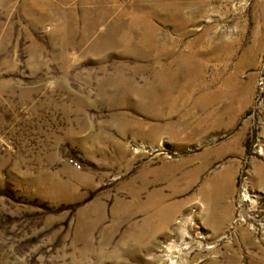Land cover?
I'll return each mask as SVG.
<instances>
[{
  "label": "rangeland",
  "instance_id": "rangeland-1",
  "mask_svg": "<svg viewBox=\"0 0 264 264\" xmlns=\"http://www.w3.org/2000/svg\"><path fill=\"white\" fill-rule=\"evenodd\" d=\"M99 1L0 0V264H264V0Z\"/></svg>",
  "mask_w": 264,
  "mask_h": 264
},
{
  "label": "bare ground",
  "instance_id": "bare-ground-1",
  "mask_svg": "<svg viewBox=\"0 0 264 264\" xmlns=\"http://www.w3.org/2000/svg\"><path fill=\"white\" fill-rule=\"evenodd\" d=\"M41 2H42V4L47 8V9H49L50 7L49 6H51V0H40ZM61 2H64V1H66V0H60ZM103 0H101V1H99V2H102ZM111 1V3L112 4H115L114 2H116V0H110ZM53 2V1H52ZM157 2V1H156ZM117 3V2H116ZM165 2H162V3H160V4H163V5H161L160 7H156V8H161V9H167V7H166V5L164 4ZM99 4V3H98ZM117 5H119V2H118V4ZM116 5V6H117ZM114 7H115V5H112V7L111 6H109V10L110 11H112V10H114ZM119 7V6H118ZM179 8L180 9H183L184 8V6L183 7H180L179 6ZM155 8H151L149 11H148V13H149V15H153V10H154ZM178 9V8H177ZM193 9H194V7H191L190 8V12L192 13V14H196L197 16H198V12H197V9H196V11H194L193 12ZM103 10V9H102ZM109 10L108 11H105L107 14H108V12H109ZM174 10V9H173ZM181 11H183V10H181ZM52 12V11H51ZM201 13V12H200ZM174 15H176V14H178V12H174L173 13ZM196 15H195V17H194V19L193 18H191V19H193L190 23H192L194 20H195V18H196ZM45 16L49 19L51 16L49 15V13L47 12H45ZM124 16H125V18L128 16L127 15V12L125 11L124 12ZM128 18H126L124 21H126ZM190 19V18H189ZM189 19H187V23L189 24ZM127 24H129V23H127V22H124V26H127ZM135 24H136V27H137V29L139 30V32H140V40H139V45H142V46H144V47H147V46H150V44L151 45H153V42L151 41V39H150V36H149V32H150V30H151V28H152V26L153 25H151L147 20H145V19H143V18H141V17H136L135 16ZM186 23L185 22H183V23H181V24H179V26H178V28H181L182 26H184ZM143 28H145L144 30H142ZM122 32V36H121V39L119 38L118 39V41L120 42V41H122V40H124V37H125V32H129V31H125L124 29L121 31ZM82 37L84 38V39H86L87 38V32L84 30V29H82ZM121 44H123V45H125V46H132L131 44V40H129V36L121 43ZM191 44V43H190ZM154 47V46H153ZM129 48V47H128ZM125 51V50H124ZM195 50H191L190 49V51H188L189 53H191V54H184V57L185 58H193L192 56H195V52H194ZM128 53H130V52H128ZM155 57V56H154ZM183 57V56H182ZM141 59V58H140ZM194 59V58H193ZM189 64H191V63H189ZM188 64V65H189ZM134 69V68H133ZM119 74H121V73H119ZM166 77V76H165ZM168 77V76H167ZM165 78V79H163V81L162 82H159V83H157L158 81H156V83H154L153 82V84H155V85H153L152 83H151V85H148L147 87H146V89L148 90V89H150L149 91H151L153 88H155L156 86H159V85H163L165 88H168V85H166L167 83H169V79L168 78ZM111 77H109V79H110ZM115 78V77H114ZM122 78H123V76H122ZM128 78V77H127ZM170 78V77H169ZM115 79H117V78H115ZM114 79V80H115ZM131 78H128V81L130 80ZM106 80V79H105ZM108 80V79H107ZM154 80H156V79H154ZM158 80V79H157ZM174 80H175V78H174ZM177 80V79H176ZM128 81H120V79H119V81H117L116 83L119 85V84H122V85H124V86H126L127 84H128ZM160 81V80H159ZM173 81V80H172ZM104 82V81H103ZM111 82V81H110ZM109 82V83H110ZM114 82V81H113ZM134 82V81H133ZM132 82V83H133ZM196 82H197V80H196ZM106 83V82H105ZM148 83V82H147ZM184 83V82H183ZM108 84V83H107ZM129 84H130V81H129ZM135 84V83H134ZM159 84V85H158ZM171 84H173V83H171ZM177 84V83H176ZM115 85V84H114ZM136 85V84H135ZM146 85V84H145ZM185 85V84H184ZM105 86V85H104ZM111 87H113V85H110ZM116 86V85H115ZM202 86V85H201ZM205 86H206V84H205ZM241 86V85H240ZM239 86V87H240ZM121 87V86H120ZM127 87H129V89H130V86H127ZM139 87V86H138ZM137 87V88H138ZM185 87H186V85H185ZM132 88H133V86H132ZM136 88V89H137ZM141 88V87H140ZM143 88H144V86H143ZM158 88V87H157ZM192 88V87H191ZM198 88V87H197ZM103 89V88H102ZM104 89H105V87H104ZM103 89V90H104ZM114 89V88H113ZM112 89V90H113ZM128 89V88H127ZM145 89V90H146ZM202 89H203V86H202ZM102 90V91H103ZM108 90V89H107ZM156 90V89H155ZM166 90V89H165ZM213 90V89H212ZM105 91V90H104ZM114 91V90H113ZM112 91V92H113ZM119 91H120V89H119ZM118 91V92H119ZM130 91V90H129ZM128 91V92H129ZM133 91H135L136 93H138L137 91H139V90H135L134 88L131 90V92H133ZM142 91V90H141ZM153 91V90H152ZM167 91H169V90H167ZM193 91V90H192ZM198 91V90H197ZM101 92V91H100ZM135 92H133V94L132 95H134V93ZM144 92V91H143ZM103 93V92H102ZM125 93V92H124ZM139 93H142V92H140L139 91ZM150 93V92H149ZM153 93V92H152ZM116 94V93H115ZM122 94V93H121ZM148 94V93H147ZM146 94V95H147ZM222 94V93H221ZM142 95V94H141ZM207 95V94H206ZM128 97V96H127ZM133 97H135V95L133 96ZM148 97V96H147ZM215 97V96H214ZM137 98H139V97H137ZM143 98V97H142ZM211 98V97H210ZM220 98V97H219ZM246 98V97H245ZM154 99H155V96H154ZM145 100V99H144ZM148 100H149V98H148ZM152 100H153V98H152ZM129 101V100H128ZM140 100H138V102H139ZM154 101V100H153ZM217 101V100H216ZM142 102V101H141ZM184 102V101H183ZM214 102V101H213ZM120 103V102H119ZM144 103V102H143ZM143 103H140V104H143ZM149 104V103H148ZM203 104V103H202ZM128 105V104H127ZM186 105V104H185ZM126 106V105H125ZM142 106V105H141ZM154 115V114H153ZM155 116V115H154ZM157 117V116H156ZM130 187V186H129ZM131 189V188H130ZM130 193H132V192H130ZM132 195V200L134 201L135 200V197H136V194H131ZM134 203V202H133ZM178 251H180V250H178ZM175 256L173 255H170V260H172V263H174V260H173V258H174Z\"/></svg>",
  "mask_w": 264,
  "mask_h": 264
}]
</instances>
